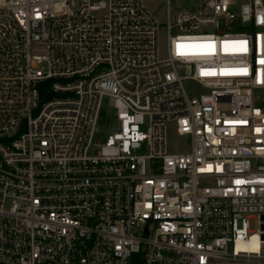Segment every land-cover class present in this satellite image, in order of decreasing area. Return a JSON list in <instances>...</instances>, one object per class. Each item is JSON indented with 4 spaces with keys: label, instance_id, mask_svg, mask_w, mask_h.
<instances>
[{
    "label": "built area",
    "instance_id": "1",
    "mask_svg": "<svg viewBox=\"0 0 264 264\" xmlns=\"http://www.w3.org/2000/svg\"><path fill=\"white\" fill-rule=\"evenodd\" d=\"M147 1L0 0V264H264V0Z\"/></svg>",
    "mask_w": 264,
    "mask_h": 264
},
{
    "label": "rangeland",
    "instance_id": "2",
    "mask_svg": "<svg viewBox=\"0 0 264 264\" xmlns=\"http://www.w3.org/2000/svg\"><path fill=\"white\" fill-rule=\"evenodd\" d=\"M147 8L152 12V14L158 19V21L162 24V29L160 31V50L162 58L167 56V4L162 0H150L146 2ZM175 8V4H174ZM184 88L187 93L191 96L199 95L201 93H205V90L201 89L195 82L186 80L184 82ZM114 111L109 109L108 99L104 100L103 108L100 115V120L98 123V132L95 135V142L105 143L108 135L111 132V127L116 123L113 117ZM168 147L170 151L173 152H183L189 147V142L181 138L177 135L174 127L172 125L169 126L168 131ZM251 229L255 230L257 228V221L251 220Z\"/></svg>",
    "mask_w": 264,
    "mask_h": 264
},
{
    "label": "trees",
    "instance_id": "3",
    "mask_svg": "<svg viewBox=\"0 0 264 264\" xmlns=\"http://www.w3.org/2000/svg\"><path fill=\"white\" fill-rule=\"evenodd\" d=\"M52 82H53L52 80H47L41 85L40 91L43 100H47L48 98L51 97L52 94L50 93V90H51Z\"/></svg>",
    "mask_w": 264,
    "mask_h": 264
}]
</instances>
